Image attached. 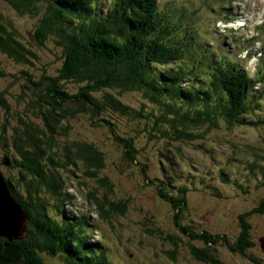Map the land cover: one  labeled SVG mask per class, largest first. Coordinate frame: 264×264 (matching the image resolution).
<instances>
[{
  "label": "rangeland",
  "instance_id": "374dc122",
  "mask_svg": "<svg viewBox=\"0 0 264 264\" xmlns=\"http://www.w3.org/2000/svg\"><path fill=\"white\" fill-rule=\"evenodd\" d=\"M157 4L179 27L177 38L187 30L194 36L187 40L189 52L180 59L191 71L189 79L195 85L198 82L195 74H205L203 62L210 56L223 59L226 55L229 60L245 65L251 76L263 71L260 65L264 61V0H159ZM108 6L106 0L100 1L99 7L103 10ZM0 11L14 23L20 41L35 52V57H29V63H23L0 51V91L9 104L8 113L0 109V160L5 150L13 160V148L4 146V140L7 143L12 138L20 118L37 119L34 115L37 106L32 103L34 94L25 86V76L21 72L28 71L37 79L42 73L55 75L61 55L52 36L45 39L43 45L33 40L32 34L39 24L36 16L20 14L5 2H0ZM71 20L77 17L72 16ZM190 80L181 86L189 87ZM64 88L75 93L78 84L65 82ZM252 91L256 92L252 104L254 100L259 103L246 117L262 122L231 125L217 118L215 125L188 128L194 135L192 139L176 138V132L165 122L155 123L160 108L137 90L112 91L132 114L105 109L98 117H93L92 121L98 122L95 125L90 124L89 115L85 113L67 117L61 122L65 132L57 136L61 145L72 141L92 144L102 153L104 166L95 177L83 173L80 161L58 170L64 176L60 195L71 205L64 203L59 208L69 215L75 213L86 218L84 231L90 234L87 243L103 247L112 264H204L189 249V244L202 248L204 243L191 240L177 230L175 207L164 195L181 197L184 200L178 212L181 224L197 233L207 230L226 235V241L217 240L210 249L222 264H256L247 256L232 253L227 246L235 242L240 216L264 200V178L259 172L264 165V75L258 78ZM137 111L146 116H133ZM100 118L114 123L115 135L132 139L136 162L127 158L122 144L105 126L99 125L104 124L96 120ZM10 164L0 163V173L16 184L21 171ZM250 165H254L252 170ZM101 177H106L113 185L112 193L98 183ZM92 190L98 198L101 195L109 200L127 198L126 211L121 215L111 214L108 219L100 218L88 196ZM42 195L53 206L50 196L45 192ZM244 220L250 225L253 242L246 253L264 264V248L261 247L264 211L251 212ZM167 234L177 235L181 240L174 246L173 258L168 254L174 251L173 245L163 238ZM41 255L46 264H63L61 256Z\"/></svg>",
  "mask_w": 264,
  "mask_h": 264
},
{
  "label": "trees",
  "instance_id": "16d2710c",
  "mask_svg": "<svg viewBox=\"0 0 264 264\" xmlns=\"http://www.w3.org/2000/svg\"><path fill=\"white\" fill-rule=\"evenodd\" d=\"M100 1L0 0L20 14L36 16L39 24L32 34L33 40L43 45L44 40L52 36L61 55L55 75L42 73L37 79L28 71L21 72L25 76V86L34 94L31 100L37 106L34 112L37 119L20 118L12 138L3 142L4 146H12L13 160L7 150L3 156L10 159V166L21 171L16 184L4 180L26 214L27 222L21 238L8 239L0 235V264H46L42 253L61 256L63 264H112L103 247L87 243L90 234L84 231L86 218L75 213L69 215L59 208L67 200L60 195L64 176L58 170H65L80 161L83 173L95 177L104 166L103 155L92 144L72 141L61 145L57 139L66 130L61 122L77 113L88 114L91 125L98 123L92 121L93 117H98L105 109L132 114L112 91H141L149 102L160 108L155 123L165 122L172 132H176V138L192 139L194 135L188 128L215 125L217 118H223L231 125L263 121H252L246 114L259 103L254 100L252 104L256 93L252 89L264 75V61L260 65L263 71L251 76L245 65L229 60L226 55L223 59L210 56L203 62L205 74H195L198 80L195 85L189 79L191 71L180 59L189 52L187 40L194 36L187 30L177 38L179 27L159 10V0H106L109 6L105 10L99 7ZM72 16L77 20L72 21ZM18 36L14 23L0 11V51L17 62L29 63L35 52ZM188 80L191 82L189 87L181 86ZM65 82H76L77 91L70 93L64 88ZM100 92L103 93L98 96ZM0 109L6 113L9 110L1 91ZM133 116L146 115L137 111ZM96 120L104 123L99 125L105 126L122 144L124 155L136 162L132 139L115 135L114 123L109 119ZM249 167L252 170L254 165ZM259 172L264 178V165ZM98 183L106 192L112 193L113 185L106 177H101ZM43 192L53 200V206L44 198ZM159 192L162 193L161 188ZM94 193L92 190L88 196L102 219H108L111 214L121 215L128 207L127 198L109 200L106 195L98 198ZM164 197L175 207L177 230L191 240L204 243L202 248L189 244L192 255L204 264H222L210 249L217 240L226 241V235L207 230L197 233L184 226L178 217L184 200L170 194ZM65 204L71 207L69 203ZM254 211H264V200L240 216L235 242L227 246L232 253L247 256L260 264L246 253L253 247V242L250 225L244 216ZM163 238L172 243L174 251L168 254L173 258L174 248L181 240L174 234Z\"/></svg>",
  "mask_w": 264,
  "mask_h": 264
},
{
  "label": "water",
  "instance_id": "95a60500",
  "mask_svg": "<svg viewBox=\"0 0 264 264\" xmlns=\"http://www.w3.org/2000/svg\"><path fill=\"white\" fill-rule=\"evenodd\" d=\"M2 158V163L9 165L10 159L4 156ZM26 222V214L19 206L16 199L11 195L4 178L0 173V235L5 236L8 239L21 238L23 233H25ZM261 247L264 248L262 240Z\"/></svg>",
  "mask_w": 264,
  "mask_h": 264
},
{
  "label": "flooded vegetation",
  "instance_id": "af4514ba",
  "mask_svg": "<svg viewBox=\"0 0 264 264\" xmlns=\"http://www.w3.org/2000/svg\"><path fill=\"white\" fill-rule=\"evenodd\" d=\"M2 155H5V153L3 152Z\"/></svg>",
  "mask_w": 264,
  "mask_h": 264
},
{
  "label": "bare ground",
  "instance_id": "6f19581e",
  "mask_svg": "<svg viewBox=\"0 0 264 264\" xmlns=\"http://www.w3.org/2000/svg\"><path fill=\"white\" fill-rule=\"evenodd\" d=\"M195 2V1H194ZM232 34V33H231ZM243 70V69H242ZM12 228V227H11ZM16 231V230H15Z\"/></svg>",
  "mask_w": 264,
  "mask_h": 264
}]
</instances>
